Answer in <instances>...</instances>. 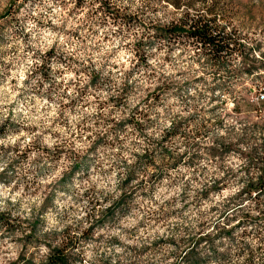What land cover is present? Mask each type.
I'll return each instance as SVG.
<instances>
[{
    "label": "clouds",
    "instance_id": "9594fccd",
    "mask_svg": "<svg viewBox=\"0 0 264 264\" xmlns=\"http://www.w3.org/2000/svg\"><path fill=\"white\" fill-rule=\"evenodd\" d=\"M0 264H264V0H0Z\"/></svg>",
    "mask_w": 264,
    "mask_h": 264
}]
</instances>
